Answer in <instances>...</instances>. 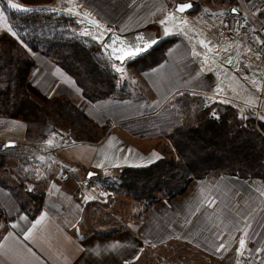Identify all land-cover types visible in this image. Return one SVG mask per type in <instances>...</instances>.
<instances>
[{"label":"crops","instance_id":"0c3cea01","mask_svg":"<svg viewBox=\"0 0 264 264\" xmlns=\"http://www.w3.org/2000/svg\"><path fill=\"white\" fill-rule=\"evenodd\" d=\"M13 3L43 7L73 18L80 34L97 42L111 60L118 76L117 87L124 95L87 101L74 78L55 59L12 36L34 61L26 82L29 97L40 105L51 98H66L81 107L91 120L96 140H75L67 134V125L68 128L49 123L44 125L39 138L32 139L27 137L21 118L0 116V172L2 167L7 168L8 177L15 179L8 182L2 177L5 173H0V182L5 185L0 183V264H134L148 249L176 245L196 251L202 260L200 264H211L212 260L214 264H245L249 255L264 262V176L194 179L175 197L137 202L144 203V209L139 217L124 224L97 221L91 209H85L84 204L82 210L78 207L79 199L75 197L78 185L84 184L87 190L86 186L101 176L118 177L126 168L145 166L163 156L160 147L167 142L155 135L158 128L145 133L133 130L140 125H153V116L162 111L175 89L200 95L201 107L207 106L211 99L222 100L208 56L209 51L215 53L217 41L223 40L215 32L221 37L220 11L224 7L217 8L216 23L205 30L198 25L206 18L200 8L179 14L166 0H13ZM235 3L237 7L228 6L223 13L226 9H237L232 12L244 16L248 23H260L247 12V0ZM9 7L8 0H0V14L5 18L0 21V34L7 31L5 24L9 26L4 16ZM194 26H200L199 33ZM143 29L159 36L157 42L171 38L160 61L151 67L137 69L132 64L137 63L136 56L131 58L132 62L126 59L116 63L102 46L111 32L127 34ZM125 64H132L127 71L130 76L116 71L125 69ZM236 72L251 82L257 76L259 85V72H246L240 62ZM185 81L198 83L199 87L186 88ZM64 135L71 140L63 141ZM88 173L94 175L88 177ZM11 186L41 196V209L32 216L21 210ZM67 204L69 210H65ZM83 218L89 225L78 230ZM94 223L100 227L94 229ZM241 239L245 241L244 248Z\"/></svg>","mask_w":264,"mask_h":264},{"label":"trees","instance_id":"16d2710c","mask_svg":"<svg viewBox=\"0 0 264 264\" xmlns=\"http://www.w3.org/2000/svg\"><path fill=\"white\" fill-rule=\"evenodd\" d=\"M192 1L194 5L189 11L195 12L200 5L196 0ZM206 1L210 4L219 2L221 5L235 3V0ZM27 8L31 10H20L23 13L21 15H16L12 7L6 8L5 13L15 25L20 24L33 31L37 37L31 42L27 41L29 46L41 49L55 59L74 78L87 101L124 95L117 87L118 76L111 60L97 42L80 34L78 23L73 18L52 12V15L57 16L26 17L34 11L45 10L43 7ZM170 42L171 38L161 39L147 52L136 57L147 55L158 46H161L159 49L163 53ZM162 53L158 58L141 65V69L160 61ZM136 57L134 59H138ZM33 66L34 61L19 41L2 33L0 116L21 118L26 124L27 137L32 139L41 136L46 123L57 125L66 122L70 127L81 130L86 140L95 141V136L88 135L92 130L91 120L81 107L66 98H51L40 105L29 97L26 82ZM212 105L201 107L169 133L167 138L175 153L174 157L163 155L148 165L124 169L116 177L119 190L127 192L137 201L152 203L161 197H175L194 179L216 180L222 175L244 179L264 176V120L259 116L255 124L252 110L251 114H247L249 110L238 111L232 103L214 101ZM73 135V139H81L74 131ZM0 183L5 186L3 182ZM10 190L21 210L29 215L41 209V196L26 194L17 186H11Z\"/></svg>","mask_w":264,"mask_h":264},{"label":"rangeland","instance_id":"374dc122","mask_svg":"<svg viewBox=\"0 0 264 264\" xmlns=\"http://www.w3.org/2000/svg\"><path fill=\"white\" fill-rule=\"evenodd\" d=\"M169 4V7L174 6V3L176 0H166ZM199 2V5H202V8H200V11H203L202 14L206 16V18L199 23L200 28H203L207 30L211 24L216 23L217 16L215 15V12L217 8L224 7L222 11H220L221 16L223 18V11L225 8H228V6H235L238 5L236 3L233 4H225L221 5L219 2L216 3H209L206 0H196ZM238 3V2H237ZM227 6V7H226ZM249 6H254V2H248L246 5L247 12L249 13ZM216 8V9H215ZM12 10H10L11 12ZM16 13V15L23 14L22 11L13 10ZM199 11V10H198ZM5 13V12H4ZM29 14V13H27ZM55 14V13H54ZM250 14V13H249ZM43 15H46V17H54L57 15H52L47 9L44 11H34L32 14L26 15L28 16H35L37 18H42ZM7 17V20L9 22V26L7 27V31L3 32L10 37L14 36L12 33L14 32L17 37V39H20L23 42H31L35 40L37 36L34 35L33 31H30V28H26L25 26H19L20 24H14L10 20V16L5 13L4 15ZM208 16V17H207ZM252 16V15H251ZM210 17V18H209ZM17 18V17H16ZM244 20L247 22L248 20L242 16ZM206 21V22H205ZM18 25V26H17ZM199 27L194 26L195 32H200ZM11 29L9 31L8 29ZM207 32V31H206ZM2 34V33H1ZM0 34V35H1ZM208 34V33H207ZM218 39L220 38V35L218 32H215ZM211 36L210 34H208ZM216 36H214V40L216 39ZM217 41V40H216ZM161 46H158L154 51L147 55H142L140 57H136L137 63L133 62L132 64L137 67V69L143 68L144 63L147 61H150L153 58H158L162 51L159 49ZM206 57V56H205ZM209 59L211 62L210 66V72L213 75L217 87H219L220 94L222 96V102L232 103L234 104V107H237L239 111L243 110H249L247 114H251V109L245 107V105L250 107H255L257 105H260L262 109H264V99L259 103V97H258V82H257V76L251 78L253 81L245 80L243 77H241L238 72H236V69L239 66V62L236 58V55L233 52L224 53L221 59H217V57L212 53L209 52ZM134 59H130V62H132ZM124 65L123 76H130V73H128V70H131V65ZM134 68V67H132ZM204 70L206 68L203 67ZM135 70V69H134ZM121 75V74H120ZM131 83V82H130ZM134 85L137 86L135 82H133ZM184 86L186 88H192L194 89L198 83H190L188 81L183 82ZM199 87V85H198ZM200 95H196L193 93V91L187 90V89H175L172 93V95L164 102L163 109L160 113H157L153 116V125H140L138 128L134 129V133H145L146 131L153 130L155 128H158L159 133L158 134L163 141H166L167 145H163L161 148V153L164 151L163 155L165 156H175V153L172 149V147L169 145V141H167V136L170 132L168 130H171L174 124H178L179 122L183 121L185 118L192 116L196 111H199L201 109V102L198 99ZM217 99V98H216ZM214 99L209 100L207 106H213ZM232 101H235L232 102ZM221 106V105H220ZM203 108V106H202ZM245 112V111H244ZM174 113V114H173ZM260 118L264 119V114H261ZM143 120H139V122H142ZM145 122V119H144ZM170 122V123H169ZM62 125H67L69 127V133L68 135H71L73 138V131L76 132L78 136H81V139H87L86 136H83L82 131L79 129L71 128L69 124L61 123ZM66 126V127H67ZM67 127V128H68ZM88 133V132H87ZM89 136H96V134L91 130V132L88 134ZM68 137V136H67ZM69 138V137H68ZM69 140H71L69 138ZM169 142V143H168ZM2 172L5 173L4 176H2L6 181H10L13 183V180L8 177L7 174V168L2 167ZM104 178L108 182L110 181L111 184L107 185V187H102L101 179ZM109 179V180H108ZM90 185V186H89ZM86 188H84V184L78 185L77 191L78 194L75 196L79 201L77 202L78 207L81 209L83 206L85 209H91V212L95 213V219L97 221L103 222L106 221H114L119 222V224H124L123 222H127V220H130L132 218L139 217L141 214V211L144 209V203H137L139 201L133 200L132 197H130L127 192H118L119 185L117 182L116 177L110 176L109 178L107 176H101L97 179V182L94 180L91 184H88ZM105 190H109L112 193H109ZM105 191V192H104ZM120 191V190H119ZM118 192V193H116ZM106 193V194H105ZM107 194L109 196L107 197ZM87 199V200H85ZM143 202V201H142ZM82 204H84L82 206ZM108 204H112L111 207L108 206ZM105 207V208H104ZM70 205L67 204L65 210H69ZM83 209V208H82ZM81 209V210H82ZM79 210V209H78ZM82 213H85L83 210ZM81 227L78 228V230H84L86 229V226L89 225L86 218H83L81 220ZM134 223L131 224V226ZM94 229H97L98 224L94 223L93 225ZM198 253L196 251H190L189 248L184 247L182 245H176L175 247L170 248H151L148 249L145 254L137 260L134 264H200L202 260L198 257ZM212 262V263H211ZM209 261V263L214 264V261ZM223 264V262L221 263Z\"/></svg>","mask_w":264,"mask_h":264},{"label":"built area","instance_id":"2783aa9c","mask_svg":"<svg viewBox=\"0 0 264 264\" xmlns=\"http://www.w3.org/2000/svg\"><path fill=\"white\" fill-rule=\"evenodd\" d=\"M254 2V6H249V13L259 20V24H250L240 15L226 9L221 26V37L223 40H218L215 44L213 53L215 56H220L223 53L233 52L238 57V60L246 72H259V103L264 99V0H247ZM210 52V51H209ZM223 99L222 97H219ZM235 103V101H232ZM231 103V102H230ZM253 111L255 124L261 114H264V109L257 105L250 107ZM63 141L69 142V138L64 135ZM114 177V176H112ZM109 178V177H108ZM109 180V179H108ZM111 182L106 179H101V186L107 187ZM245 264H264L259 261L254 255H249L245 259Z\"/></svg>","mask_w":264,"mask_h":264},{"label":"water","instance_id":"95a60500","mask_svg":"<svg viewBox=\"0 0 264 264\" xmlns=\"http://www.w3.org/2000/svg\"><path fill=\"white\" fill-rule=\"evenodd\" d=\"M181 4H190L191 7L185 9L184 11H179V5ZM193 7V2L191 0H186V1H177L175 6H174V10L175 12L179 13V14H184L186 13L188 10H190ZM138 36H144L145 39H154L157 43V41L160 39L159 36L156 35H152L150 34V32L146 29L143 30H137L134 32H130L127 34H119L117 32H111L109 33L106 38L104 39L102 46L103 48L107 51L108 56L116 63H122L124 62L126 59L120 60V59H116L117 55H122L123 53H121L119 51V49L124 48L126 44L129 43H133V42H137L136 38ZM155 43V44H156ZM154 44V45H155ZM108 45H112V47H108ZM153 45V46H154ZM152 46V47H153ZM10 145H13L10 143ZM91 173H88V177H91L92 175H89Z\"/></svg>","mask_w":264,"mask_h":264},{"label":"snow or ice","instance_id":"6c2138e0","mask_svg":"<svg viewBox=\"0 0 264 264\" xmlns=\"http://www.w3.org/2000/svg\"><path fill=\"white\" fill-rule=\"evenodd\" d=\"M8 4L10 7H12L13 9H15L17 11H20V10L30 11L31 10V9H29L23 5H20L18 3H13V0H8ZM178 7H179V11H184L185 9L191 7V5L190 4H181ZM68 11L71 12L72 9H68ZM232 11L236 12L237 9H232ZM4 19L5 18L3 17V15L0 14V21H4ZM161 23H164V22L161 21ZM5 26H7V25L5 24ZM8 30L11 31L10 28ZM12 35L15 36L16 34L13 32ZM136 41L137 42L126 44L124 48L119 49V51L123 54L117 55L116 59H120V60L131 59L132 57L139 56L142 53L147 52L156 43V41L154 39H151V38L145 39L144 36H138L136 38ZM108 47H112V45H108ZM116 71L121 72L123 70L121 68H116ZM49 143H51V141H49ZM89 175H92V174H89ZM29 190H31V189H29ZM240 245H241V248H244L245 241L243 239H241ZM221 247H223V245H221ZM126 264H127V262H126Z\"/></svg>","mask_w":264,"mask_h":264}]
</instances>
